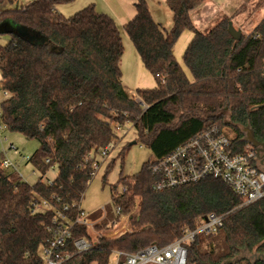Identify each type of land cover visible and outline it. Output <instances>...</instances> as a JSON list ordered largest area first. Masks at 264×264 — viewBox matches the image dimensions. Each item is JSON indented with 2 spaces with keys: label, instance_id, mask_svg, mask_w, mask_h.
<instances>
[{
  "label": "trees",
  "instance_id": "16d2710c",
  "mask_svg": "<svg viewBox=\"0 0 264 264\" xmlns=\"http://www.w3.org/2000/svg\"><path fill=\"white\" fill-rule=\"evenodd\" d=\"M70 1L33 0L16 7V0H0V24L11 20L48 39L36 45L0 30L11 35L9 43H0L1 89L8 93L0 121L38 142L29 162L35 171L42 177L58 171L51 184L41 177L29 185L17 174L7 175L0 159V264H45L42 249L59 227L53 209L68 206L70 220L81 214L77 206L93 170L86 159L115 147L128 124L136 144L153 158L137 174L120 175L111 186L112 207L95 217L93 229L72 227L56 252L70 256L62 264H110L115 250L134 254L152 245L167 247L186 230L196 231L210 214L223 217L224 225L196 236L187 246L188 264L248 262L242 258L246 252L264 257V200L244 205L229 185L214 179L156 192L152 172L160 158L212 127L233 131L242 149L248 128L264 144V18L251 35L235 41L227 20L206 32L195 26L192 14L209 0H166L173 15L169 30L154 20L147 0H135L136 14L124 31L156 86L139 88L132 98L122 83L124 44L116 21L94 4L66 17L58 6ZM186 31L193 35L183 56L192 81L174 54ZM130 146L120 151L122 163ZM115 164H106L104 184ZM44 201L50 212L36 209ZM122 218L128 219V230L111 236ZM79 239L91 248L79 253Z\"/></svg>",
  "mask_w": 264,
  "mask_h": 264
},
{
  "label": "built area",
  "instance_id": "2783aa9c",
  "mask_svg": "<svg viewBox=\"0 0 264 264\" xmlns=\"http://www.w3.org/2000/svg\"><path fill=\"white\" fill-rule=\"evenodd\" d=\"M5 95L7 97L8 93ZM246 137L247 132H245V141ZM113 149V146L103 149L97 156L100 158L99 161L93 155L86 159L87 163L92 162L93 169L89 185L96 177L97 172L102 169L106 158ZM23 160L29 163L31 156L23 157ZM1 169L7 175L17 174L22 178L18 173L17 165L9 159H4L1 162ZM152 172L157 177L154 186L156 192H164L198 184L207 179H214L229 185L235 194L243 199L244 205L264 200V153L260 147H254L248 142L247 146L242 149L240 143L235 141L234 133L231 130L212 127L198 134L190 141L178 146L169 155L160 158L154 164ZM51 182L48 183L51 184ZM73 207L76 206L73 205ZM68 208L65 206L63 210L53 209L59 227L54 240L42 249L45 264H62L70 258L68 254L61 255L56 252L65 246L74 225L94 228V222L88 220V215L83 211L75 220H70L66 214ZM77 208L81 211V206H77ZM36 209L46 213L50 212L52 208L48 201H44L37 205ZM223 225V217L210 214L201 220L196 231L186 230L183 238L167 247L159 248L152 245L134 254L115 250L112 252L110 264H188L187 246L195 241L197 235L216 233ZM91 246V243L85 239L75 242L79 253L88 251ZM257 257L259 256L253 254L242 256L250 264H254ZM248 262L236 260L232 264H248Z\"/></svg>",
  "mask_w": 264,
  "mask_h": 264
},
{
  "label": "rangeland",
  "instance_id": "374dc122",
  "mask_svg": "<svg viewBox=\"0 0 264 264\" xmlns=\"http://www.w3.org/2000/svg\"><path fill=\"white\" fill-rule=\"evenodd\" d=\"M32 1L33 0H16V7L24 6ZM210 1L212 3L210 4V11L204 10V17H202V14H200L199 12L198 16L196 15L195 18H193L195 26L199 27L202 32L209 31L219 22L227 20L229 23H232L234 29L241 32L243 36H249L254 32L255 28L264 18V0ZM78 3L79 2L76 1L72 5L69 3L61 4L58 6V10H64L61 13L66 17H70L88 6L83 5L81 7H77ZM203 7L201 9H203ZM65 9L67 11H65ZM19 29L20 28L18 27V25L11 20H5L0 24V30L12 31L14 33H17ZM119 30L124 44V55L121 62L123 73L122 83L126 94L129 97L135 98L137 88L135 87L133 81L134 73L138 69V65L139 67L143 66H141V62H139V60L137 59V51L133 43L128 38L127 34L122 28H120ZM189 33L191 34V32ZM10 40L11 35H0V43L7 44L10 42ZM183 41L184 38L182 35L178 42L175 44V55L177 61L182 65L188 78L192 81V74L187 68H185L183 60L185 50L190 41L184 43L182 47L180 45H182ZM142 69H144V67ZM146 73H148L146 75L150 77V81L153 83V85H151L150 87H144L143 89L154 88L156 85L154 78L149 72ZM6 98L7 97L5 95V92L1 89L0 73V108L1 103ZM0 127H2L0 130V159H9L14 164L20 165L18 173L23 176V178L21 179L29 185L36 184L42 177V175L35 171L30 163L24 162L23 157L32 156L39 147L38 142L36 140L28 139L21 134L10 132L6 127H4L1 121ZM118 134L120 137L119 143L114 147L109 156L106 158L102 169L97 172L96 177L90 183L80 203L81 210L84 212V214L88 215L87 219L90 221H94L97 215L101 214L102 216H104L105 211L109 210L112 207L111 186L118 181L120 175L122 174L124 177H126L137 174L141 170L142 166L145 163L151 161L153 158V154L146 146H143L141 143L135 144V132L131 124H128L120 129ZM228 135H230V133H228ZM128 144H130L131 146L129 147L125 160L122 163L120 159L121 157H118L123 147ZM96 160L99 161L100 158L97 157ZM113 160H116V164L113 170L107 176L106 184H104L103 176L105 173L106 164ZM57 175V169L53 168L47 173L45 177H42V179L44 182L53 181L57 177ZM121 191L122 189L119 186L118 193H120ZM93 213L95 214L91 216ZM126 230H128V219L122 218L120 224L114 225V228L111 230L110 234L111 236H114L117 233ZM246 254L247 252L243 253V255Z\"/></svg>",
  "mask_w": 264,
  "mask_h": 264
},
{
  "label": "crops",
  "instance_id": "0c3cea01",
  "mask_svg": "<svg viewBox=\"0 0 264 264\" xmlns=\"http://www.w3.org/2000/svg\"><path fill=\"white\" fill-rule=\"evenodd\" d=\"M76 1L79 2L77 7H81L83 5L86 6V5L94 4L96 9L98 10V12L110 15L116 21L119 29L122 28L123 30H124V26L128 22H130L136 14L135 7H134V1L135 0H71L69 2V4L72 5ZM147 2H148V6H149V9L151 11V14H152L154 20L158 24L162 25L165 29H168V30L171 29L173 26V15H172V12L170 11V9L168 8V6L166 4V0H147ZM210 4H212V3L209 0L204 5L203 9L195 11L192 14V20H193V18H195L196 15L198 16L199 12H200V14H202V17H204L203 12H204V10L210 11V8H211ZM66 8H68V7H66ZM62 11H64V10H62ZM62 11H60V12H62ZM65 11H67V10L65 9ZM197 28L200 30L199 27H197ZM192 37H193L192 33L191 34L189 32L184 33L183 34L184 41H183L182 45H180V46L183 47V44L187 43V41L191 42ZM175 49H176V46H174V54H175ZM136 56H138V53ZM137 59L139 60V62H141L139 56L137 57ZM141 64H142V62H141ZM141 66H143V64ZM143 67H139V65H138V69L134 73L133 81H134V85L137 89H139L140 87L144 88V87H150L151 85H153V83L150 81V77H148V75H146V74H148V73H146L148 71L146 70L145 67H144V69H142ZM142 85H145V86H142ZM19 167H20V165H17L18 171H19ZM22 178H23V176H22Z\"/></svg>",
  "mask_w": 264,
  "mask_h": 264
},
{
  "label": "water",
  "instance_id": "95a60500",
  "mask_svg": "<svg viewBox=\"0 0 264 264\" xmlns=\"http://www.w3.org/2000/svg\"><path fill=\"white\" fill-rule=\"evenodd\" d=\"M229 34L230 36L235 40V41H240L242 39V33L235 30L232 23L229 24ZM18 37H20L21 39L29 42V43H35L36 45L39 44H45L48 39H46L45 37L42 36H36L33 33L29 32L27 29L25 28H20L17 32ZM247 132V137H246V142L252 144L254 147H260L261 151L264 153V144L258 142L255 137L253 132L248 128L246 130ZM136 144V142H135ZM262 258V260H264V257H257V261L260 260Z\"/></svg>",
  "mask_w": 264,
  "mask_h": 264
}]
</instances>
